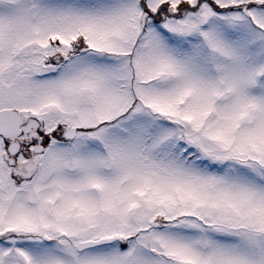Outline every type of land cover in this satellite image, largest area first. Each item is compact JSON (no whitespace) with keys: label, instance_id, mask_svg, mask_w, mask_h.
Segmentation results:
<instances>
[{"label":"snow or ice","instance_id":"snow-or-ice-1","mask_svg":"<svg viewBox=\"0 0 264 264\" xmlns=\"http://www.w3.org/2000/svg\"><path fill=\"white\" fill-rule=\"evenodd\" d=\"M0 264H264V0H0Z\"/></svg>","mask_w":264,"mask_h":264}]
</instances>
